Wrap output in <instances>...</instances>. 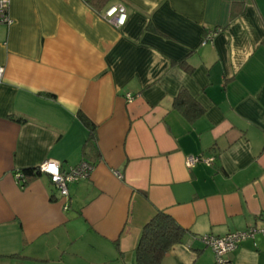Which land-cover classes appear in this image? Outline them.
Listing matches in <instances>:
<instances>
[{"label":"crops","instance_id":"obj_1","mask_svg":"<svg viewBox=\"0 0 264 264\" xmlns=\"http://www.w3.org/2000/svg\"><path fill=\"white\" fill-rule=\"evenodd\" d=\"M115 5L120 26L104 17ZM9 14L0 264H135L157 211L187 230L161 264H216L200 236L264 225V0H110L100 12L87 0H10ZM181 89L201 116L173 106ZM188 155L213 161L186 167ZM48 158L95 166L68 185L67 210L47 175L15 178ZM225 257L264 264V237Z\"/></svg>","mask_w":264,"mask_h":264},{"label":"built area","instance_id":"obj_2","mask_svg":"<svg viewBox=\"0 0 264 264\" xmlns=\"http://www.w3.org/2000/svg\"><path fill=\"white\" fill-rule=\"evenodd\" d=\"M10 0H0V24H9L12 22L9 14ZM104 17L111 20L115 26H120L125 22L126 14L122 5L110 6L104 13ZM217 30V29H216ZM216 31H211L207 35V39H211ZM3 67L0 66V80L3 75ZM133 95L127 94L128 101L133 100ZM203 162L206 165H211L213 157H203L198 155H188L185 158V166L191 167L196 162ZM95 166L87 160H81L76 165H71L67 169L62 170L60 163L55 159H45L37 166L40 174L48 176L51 183L54 185L58 195L64 199L63 209L68 208V185L80 179L88 178ZM115 174L119 175L118 172ZM17 183L22 184L24 178L20 172L15 173ZM264 218V216H262ZM257 235L264 237V225L256 227L249 226L243 230H236L228 232L225 235L218 236L212 234H205L200 236V240L209 247L215 256L216 264H230L229 260L225 257L228 253L233 251L242 241L246 239H254Z\"/></svg>","mask_w":264,"mask_h":264},{"label":"trees","instance_id":"obj_3","mask_svg":"<svg viewBox=\"0 0 264 264\" xmlns=\"http://www.w3.org/2000/svg\"><path fill=\"white\" fill-rule=\"evenodd\" d=\"M109 1L110 0H87L88 4L98 12L103 10ZM173 106L179 109L190 120L201 116L204 112L203 108L185 89H181L175 96ZM80 118L90 128L89 138L94 139V124L83 114H80ZM87 143L88 141L84 144V151L87 147ZM20 173L24 178V182L21 186H23L28 179L40 175L37 167L22 169ZM186 232L187 230L180 226L169 214L163 211H157L141 229L138 242L134 249L135 264H161L165 254L174 245L183 241Z\"/></svg>","mask_w":264,"mask_h":264}]
</instances>
